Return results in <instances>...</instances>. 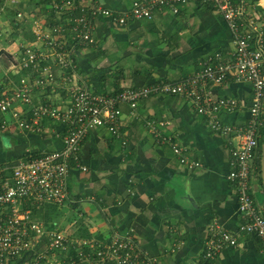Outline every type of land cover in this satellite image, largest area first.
Here are the masks:
<instances>
[{
  "label": "crops",
  "instance_id": "obj_1",
  "mask_svg": "<svg viewBox=\"0 0 264 264\" xmlns=\"http://www.w3.org/2000/svg\"><path fill=\"white\" fill-rule=\"evenodd\" d=\"M134 1L74 0L72 8L57 14L53 0H0V24L13 30V40L16 33L19 38L9 43L13 50L0 48L5 51L0 55V96L20 85L22 78L34 81L41 74L20 66L23 35L17 29L27 30L26 23L34 35L29 41L34 45L39 42L38 48L49 51L35 38V19L45 26L61 23L60 36L67 46L74 41L77 25L69 18L86 15L91 20L94 42L78 45L72 56L89 89L98 94L115 95L128 88L182 81L218 55L227 59L234 48L233 30L211 3L189 2L179 5L176 14L155 9L151 18H136L131 13ZM241 2L264 30V0ZM96 5L111 10L113 16L96 14ZM18 13L23 16L18 17ZM118 16L125 17V23L118 22ZM16 69L22 72L21 79L10 76ZM52 71L55 83L34 87L31 105L14 104L13 109L20 110L23 118L31 117L33 105H68L67 70L54 65ZM200 90L206 101L237 100L233 109L217 112L221 122L232 127L230 134L212 130L210 116L199 112V104L188 95H151L140 100L137 108L119 103L120 135L107 126L88 133L80 150L81 161L88 169L72 168L68 177L71 201L53 208L52 221H57L53 214L60 210L74 220L67 223L71 235L102 244L115 232L132 233L157 264H195L215 238L214 233L224 230L235 241L225 244L210 264H264L262 241L240 230L248 217L239 209L237 180L230 177L235 168L233 152L240 140L236 133L248 127L251 117L252 85L230 77L221 84L204 83ZM12 112L0 114V120H7V126L0 130L1 163L8 165L30 154L62 148L66 122L43 118L40 130H26L18 127ZM262 130L264 125L257 130L259 146L252 161L251 195L264 215ZM174 145L182 149L180 154L174 152ZM182 157L187 162H182ZM195 162L199 164L195 166ZM44 205L37 207L41 214L46 211ZM91 211L99 216L91 217ZM58 223L51 225L62 229ZM32 256L33 252H28L3 264H29Z\"/></svg>",
  "mask_w": 264,
  "mask_h": 264
},
{
  "label": "built area",
  "instance_id": "obj_2",
  "mask_svg": "<svg viewBox=\"0 0 264 264\" xmlns=\"http://www.w3.org/2000/svg\"><path fill=\"white\" fill-rule=\"evenodd\" d=\"M15 1V0H13ZM94 3L96 0H90ZM189 2L211 3L229 23L234 32V48L227 59L218 55L210 59L197 74L178 82H164L150 86L128 88L115 95L98 94L89 89L81 77L72 51L78 46L94 42L93 25L86 15L70 17L76 22V35L72 44L61 38L62 24L45 26L35 19V38L44 42L49 51L38 48L34 43H20L22 68L40 72L34 81L22 78L20 85L6 90L0 96V114L13 110L18 127L26 130H40L43 118L66 122L61 149L30 154L14 165L0 162V264L8 259L33 252L29 264H85L112 261L114 264H157L156 259L145 250L132 233H114L109 242L80 238L71 235L58 226H47L33 215V207L46 203L63 205L71 201L68 190V177L72 168L87 170L81 161L80 150L88 133L96 127L107 126L116 135L119 132L121 110L119 103H128L137 108L140 100L155 94L188 95L194 98L198 111L210 116V128L230 134L232 127L218 118L222 108L233 109L237 100L221 98L206 101L200 88L204 83L221 84L230 77L239 82H249L253 95L250 107L251 117L248 127L236 135L240 138L233 152L235 168L230 177L237 180L239 189V209L248 220L240 226L241 231L257 236L264 245V215L261 214L251 195L253 177L252 161L259 146L257 130L264 123V30L262 23L250 17L241 0H135L131 13L136 18H151L155 9H169L179 12V5ZM57 14L66 7L72 8L74 0H53ZM3 6H0V10ZM96 14L113 16L111 10L94 6ZM18 13V17H22ZM125 23L126 18L116 19ZM244 30V28H246ZM42 63H47L43 65ZM53 64V65H52ZM67 70L64 79L69 83L70 101L60 108L50 104H37L31 107V117L23 118L20 110L13 109L17 102L31 105V92L47 83H55L53 66ZM205 97V96H204ZM149 124H151L149 122ZM7 126L5 118L0 120V130ZM152 128V127H151ZM153 129V128H152ZM174 152L180 154L177 145ZM182 162H187L185 157ZM199 162H195V166ZM193 165V164H191ZM202 258L195 264H210L225 244L235 241L228 231L214 233Z\"/></svg>",
  "mask_w": 264,
  "mask_h": 264
},
{
  "label": "rangeland",
  "instance_id": "obj_3",
  "mask_svg": "<svg viewBox=\"0 0 264 264\" xmlns=\"http://www.w3.org/2000/svg\"><path fill=\"white\" fill-rule=\"evenodd\" d=\"M20 23L25 24L26 22L23 20H20ZM26 24H27V34H28L29 30H30V27H29L30 24L29 23H26ZM12 31L13 30L9 29V27H7V25L0 24V48L5 46V47H10L13 50V46H9L10 45L9 43L14 44V42H15V40H13V37H12ZM17 32H19L18 29H17ZM20 34H22V33L20 32ZM22 37H20V39L22 38V41L24 42V44L27 45L30 41L27 40L25 36H22ZM17 39H19V38H17ZM36 46L37 47L40 46V43L38 42L36 44ZM2 76H3V74L1 73V65H0V77H2ZM10 76L11 77L14 76V77H17L18 79H21L20 77L22 76V72L20 71V69H16L14 72L10 73ZM55 212L56 213H54L53 216L59 222L58 224L62 227V229H64L68 233L72 232V230H70V228L67 227V223L70 220L74 221L73 218L66 213H62L60 210H57ZM89 213H91V215H90L91 217L99 216V214L96 211H91ZM57 221H56V223H57Z\"/></svg>",
  "mask_w": 264,
  "mask_h": 264
},
{
  "label": "trees",
  "instance_id": "obj_4",
  "mask_svg": "<svg viewBox=\"0 0 264 264\" xmlns=\"http://www.w3.org/2000/svg\"><path fill=\"white\" fill-rule=\"evenodd\" d=\"M16 27V26H15ZM18 27H16L15 29H17ZM18 31H20L21 33H22V35L24 36L25 35V37H26V39L27 40H32L33 38H34V35H32V34H30V32L27 34V30H25L24 29V27H22V28H20ZM14 37H15V39L16 38H18V33H16L15 35H14ZM14 39V40H15ZM262 125H264V123L262 124ZM262 125L259 127V128H261L262 127ZM258 128V129H259ZM262 135L264 136V130H262ZM260 140H262V139H260ZM259 140V141H260ZM18 162V160L16 161V162H11L10 164H8V165H14V164H16ZM56 204H52V203H46L44 206L46 207V211L44 212V213H40V208H37L36 206L35 207H33V215H34V217L35 218H42L44 221H45V223L46 224H53V223H55L56 221H52V216H51V211L53 210V208H54V210H56V208H57V206H59V205H56ZM55 206V207H54ZM42 207V206H41ZM51 219V220H50ZM82 235H83V233H82ZM87 235V234H86Z\"/></svg>",
  "mask_w": 264,
  "mask_h": 264
},
{
  "label": "water",
  "instance_id": "obj_5",
  "mask_svg": "<svg viewBox=\"0 0 264 264\" xmlns=\"http://www.w3.org/2000/svg\"><path fill=\"white\" fill-rule=\"evenodd\" d=\"M5 52L4 50L0 51V55ZM261 164H262V178L264 180V139H263V143H262V159H261Z\"/></svg>",
  "mask_w": 264,
  "mask_h": 264
}]
</instances>
